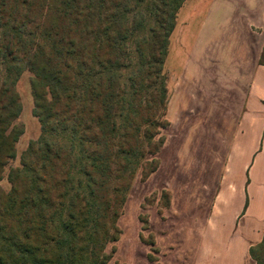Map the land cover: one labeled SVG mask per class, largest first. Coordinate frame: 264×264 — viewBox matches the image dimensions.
I'll return each mask as SVG.
<instances>
[{"label":"trees","instance_id":"1","mask_svg":"<svg viewBox=\"0 0 264 264\" xmlns=\"http://www.w3.org/2000/svg\"><path fill=\"white\" fill-rule=\"evenodd\" d=\"M184 2L0 0V179L21 134L23 72L42 133L0 190V264L107 262L134 177L157 169L163 64ZM248 254L264 264V234Z\"/></svg>","mask_w":264,"mask_h":264},{"label":"rangeland","instance_id":"2","mask_svg":"<svg viewBox=\"0 0 264 264\" xmlns=\"http://www.w3.org/2000/svg\"><path fill=\"white\" fill-rule=\"evenodd\" d=\"M239 2L185 0L178 10L162 71L168 126L160 132L162 145L153 157L157 169L147 178L134 177L115 222L117 241L105 247V264H242L238 254L229 257L228 250L217 249L221 245L210 234L209 219L234 151L243 91H248L245 85L243 91L233 90L226 74L232 72L230 61L241 54L239 41L232 38ZM247 2L258 14L261 0ZM30 77L23 72L15 82L21 111L14 124L21 134L15 158L0 179L3 193L10 189L8 168L18 167L28 144L42 137ZM246 174L251 177L250 214L243 223L264 225V152L247 164Z\"/></svg>","mask_w":264,"mask_h":264},{"label":"crops","instance_id":"3","mask_svg":"<svg viewBox=\"0 0 264 264\" xmlns=\"http://www.w3.org/2000/svg\"><path fill=\"white\" fill-rule=\"evenodd\" d=\"M242 1V4H237L241 11L232 32L236 35H232L234 41H239L241 54L230 61L232 72L226 74L233 90L243 91L241 86L245 85L248 91H243L238 113V135H234V149L231 147L234 151L231 150L228 156L209 219L212 223L210 234L215 236V243L221 245L217 249L224 253L228 250L229 257L238 254L242 264H254L248 249L261 241L264 225L250 220L244 224L243 221L250 214L248 188L251 177L247 176L246 167L264 152V66L258 64L264 48V0H261L258 14H252L250 2ZM242 161L243 167L239 169L237 164ZM226 264L233 263L230 260Z\"/></svg>","mask_w":264,"mask_h":264}]
</instances>
